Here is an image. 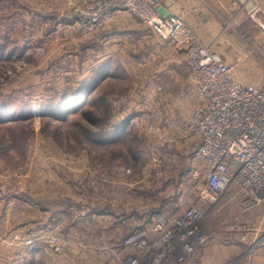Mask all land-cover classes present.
Here are the masks:
<instances>
[{"label": "rangeland", "instance_id": "1", "mask_svg": "<svg viewBox=\"0 0 264 264\" xmlns=\"http://www.w3.org/2000/svg\"><path fill=\"white\" fill-rule=\"evenodd\" d=\"M82 2L0 0V220L4 221L0 222V264H16L20 252L30 255L35 247L30 239L46 245L36 257H26V264H47L56 253L75 248L96 251L109 244L71 242L67 235L77 231L68 226L70 222H56L57 230L34 231L29 221L31 195L46 183L51 194L60 192L51 199L71 209L67 217L79 214L80 203L91 215L108 210V195L98 193L106 189L109 174L113 181L114 171L117 222L110 233L115 236L116 250L125 253L124 238L133 232L144 233L148 222H141L140 217L159 210L157 204L164 196L172 199L180 193V212L197 202L199 180L187 176L196 141L178 137L184 117L199 103L197 94L188 111L187 84L176 94H162V61L148 46L150 41L139 45L140 31L132 29L136 31L127 41L119 34L109 40L116 29H147L135 16L121 11L129 16L119 12L89 29L75 13ZM240 2L243 15L254 17L253 26L264 50L262 0ZM171 95L182 103L172 113ZM150 125L154 131L149 130ZM158 156L160 164L153 160ZM39 160L44 161L41 166H47L43 174L35 173ZM140 191L148 194L143 202ZM221 203L203 207L205 236L238 238V233L226 229L243 222L253 230H264L262 208L246 213L237 204ZM258 210L261 213L256 215ZM84 223L83 236L90 241L87 237L97 234L96 225L104 222ZM51 234L66 240L63 251H54L45 242ZM128 250L136 251L134 247Z\"/></svg>", "mask_w": 264, "mask_h": 264}, {"label": "built area", "instance_id": "2", "mask_svg": "<svg viewBox=\"0 0 264 264\" xmlns=\"http://www.w3.org/2000/svg\"><path fill=\"white\" fill-rule=\"evenodd\" d=\"M127 11L162 40L183 53L187 80L198 96L183 119L179 139L195 140L191 178L199 180L197 198L210 206L224 198L242 212L262 208L264 219V80L260 84L233 78V67L203 44L194 28L172 12L162 11L159 0H83L75 8L77 18L89 29L103 25ZM150 131L155 128L150 125ZM160 164L162 159L153 158ZM167 212V211H165ZM157 210L151 217L154 237L133 232L123 247H134L123 264H186L204 242L201 228L206 213L191 205L181 212ZM226 231L249 244L238 260L250 256L264 242V230L235 223ZM250 233L255 236L251 238ZM252 239V240H250ZM31 244L35 239H30ZM46 243L61 252L66 240L51 234Z\"/></svg>", "mask_w": 264, "mask_h": 264}, {"label": "crops", "instance_id": "3", "mask_svg": "<svg viewBox=\"0 0 264 264\" xmlns=\"http://www.w3.org/2000/svg\"><path fill=\"white\" fill-rule=\"evenodd\" d=\"M240 3V0H159V5L162 11H172L180 15L188 25L194 28L198 38L203 44L209 46L211 50L225 63L233 67L232 74L234 79L242 82L260 84L264 80V50H262L259 44L260 35L255 31L253 26L254 17L252 15L244 16L243 8ZM263 7L264 0H262V8ZM121 13L127 14L126 12ZM127 15L129 16V14ZM247 19H251V21H247ZM132 29H136L141 33V37L137 38L141 41L139 45H142L143 43L147 44L150 41L151 43L148 46H150L153 52L157 53L158 57L162 61V67H164V69L161 71V75L159 77V83L162 85V94L167 92L176 94L180 92V89H182V84H184V88L187 84L190 96V100L186 102L189 107H187L188 111L190 109V105H192V102L195 100L196 90L194 86L187 81V78L185 79V75L181 73L180 55L183 56V53H180L181 51L171 42L162 40L148 28H143L145 31H142V28H137V26L130 28L129 30L116 29L111 32L109 40L111 41L114 36L119 34L124 36L127 41L130 34L136 31ZM171 97V100H174L171 101L173 109L170 111L172 113L174 110H177V107L180 108L182 103L179 99L173 97L172 95ZM183 110L185 111V108H183ZM163 111L164 113L166 112L165 110ZM192 151L190 153L191 156ZM190 161L191 158L189 157V169L187 176L191 177ZM43 162L44 161L41 160L36 161L35 173L38 172L39 174H43V172L47 169V166H41V163ZM66 162L69 161L66 160ZM108 179V182L105 184L106 189L103 188L98 193V196L100 194L102 197L108 195V210L95 211L92 212L91 215H88L89 212H86L84 203H82V205L80 203V205H78L81 209L79 214L75 216V213L72 210L74 216L72 217V214H70V217H67L68 210L70 212L71 209H66L60 200L51 199V195L54 196V194H59L60 192H53V194H51L52 191H50L48 183H46L47 186L41 185L39 190H36V194L31 195V215L29 221L33 223L32 229L34 231L37 229H40L41 231L43 228L47 230H50L51 228L52 230H57L56 226L58 225L56 222L61 225H63V222H70L68 223V226H71L72 229L76 227L77 231L75 235L74 233L69 236L67 235L71 242L109 243L107 246L99 248L96 251L78 250V248H75L72 252L53 254V261L47 262V264L124 263L126 254L130 253L129 250H131H128V248L132 247H124L127 250L125 253L117 251L114 245L116 239L110 232L115 226L114 223L117 222V214H115V205L117 203V192L115 189L116 173L114 171L112 172L113 181H111V174H109ZM54 185L58 186L57 183H54ZM138 193L140 202H143L146 199L145 196H148L146 192L143 193L140 191ZM140 194L143 195V198ZM14 196L18 197V195ZM180 197L181 195L179 193L177 194V197L170 199L167 194L162 198L161 202L157 204V208L167 212H178L179 210H177V208L181 203ZM225 201V198L221 201L222 206H225ZM48 202H52L51 206L48 205ZM54 202L57 203L56 206L54 205ZM195 205L201 208L206 207V203L201 202L198 198ZM99 206L101 205L99 204ZM146 209L148 210L147 207ZM258 213L260 214L261 211L258 210L255 214L258 215ZM85 217L88 218L85 219ZM151 217L152 215L150 213H146L140 217L141 222H148L147 228L144 230L148 239H152L154 237ZM246 219L252 218L246 217ZM0 222L4 221L0 220ZM84 222L104 223L96 225L98 233L94 236H88L87 238L91 240L86 241L83 236V232H85ZM78 231L82 233V235H79ZM105 231H107L105 234H100ZM43 244L46 245L42 240L37 239L35 241L33 252L30 253V255L28 253L26 254L20 252L19 262L16 264H26V257H36L40 249L44 246ZM245 244L246 243L244 241L239 240L234 235H217L214 238L211 236H205L204 242L201 244L197 255L192 259H188L186 264H264V244L258 247L244 260H238L244 252ZM50 253L51 252H48V256H51ZM133 253H137V250Z\"/></svg>", "mask_w": 264, "mask_h": 264}, {"label": "trees", "instance_id": "4", "mask_svg": "<svg viewBox=\"0 0 264 264\" xmlns=\"http://www.w3.org/2000/svg\"><path fill=\"white\" fill-rule=\"evenodd\" d=\"M119 126H122V124H120Z\"/></svg>", "mask_w": 264, "mask_h": 264}]
</instances>
